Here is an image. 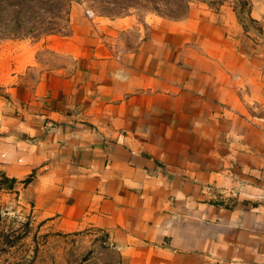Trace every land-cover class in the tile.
<instances>
[{"label": "crops", "instance_id": "obj_1", "mask_svg": "<svg viewBox=\"0 0 264 264\" xmlns=\"http://www.w3.org/2000/svg\"><path fill=\"white\" fill-rule=\"evenodd\" d=\"M70 1L62 60L0 94V174L124 264H264V0Z\"/></svg>", "mask_w": 264, "mask_h": 264}, {"label": "rangeland", "instance_id": "obj_2", "mask_svg": "<svg viewBox=\"0 0 264 264\" xmlns=\"http://www.w3.org/2000/svg\"><path fill=\"white\" fill-rule=\"evenodd\" d=\"M186 3L89 0L98 14L114 16L135 7L140 14L157 10L177 17ZM70 6V0H0V94L18 82H35L62 60L50 45L68 34ZM22 185L0 174V264H124L106 231L91 226L63 229Z\"/></svg>", "mask_w": 264, "mask_h": 264}, {"label": "built area", "instance_id": "obj_3", "mask_svg": "<svg viewBox=\"0 0 264 264\" xmlns=\"http://www.w3.org/2000/svg\"><path fill=\"white\" fill-rule=\"evenodd\" d=\"M87 15L91 16L92 12L91 11H87Z\"/></svg>", "mask_w": 264, "mask_h": 264}]
</instances>
